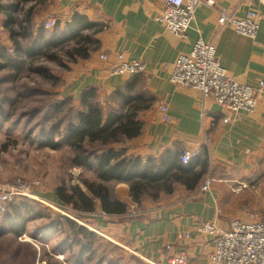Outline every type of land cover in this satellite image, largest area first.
<instances>
[{
    "label": "crops",
    "instance_id": "crops-1",
    "mask_svg": "<svg viewBox=\"0 0 264 264\" xmlns=\"http://www.w3.org/2000/svg\"><path fill=\"white\" fill-rule=\"evenodd\" d=\"M9 2L0 0V40L5 45L12 43L4 25V7ZM263 2L217 0L212 8L199 6L184 41L165 31L155 20L162 9L160 0L25 2L32 8L35 28L51 20H55L53 27L61 33L72 20L92 25L83 32L96 44L87 58H75L64 76L59 98L70 99L82 111L81 98L91 97L104 116L110 109L118 108L115 102L131 100L140 130L135 139L122 142L124 157H136L142 165H157L165 160L173 173L177 167L185 170L181 180L170 185L166 196L169 203L152 208L146 203L148 213L144 215L129 216L132 198L125 183L117 186L120 191L114 196L111 194L114 201L125 207L121 214L103 212L100 200L80 188L93 206L91 212H81L80 219L94 233L121 244L147 262L168 264L169 258L181 254L186 264H208L212 240L197 232L198 223L212 222L221 231L229 230L232 221L247 223L253 215L264 223V94L258 97L252 114L233 115L198 91L169 82L175 59L188 54L193 44L202 40L214 45L217 61L227 75L253 88L259 81L264 83ZM251 9L259 15L254 40L230 28L218 27L222 11L241 18ZM119 56L146 63L145 73L110 75L109 70L119 63ZM183 151L192 155L185 166L179 161ZM207 176L220 182L214 183L208 192H201L200 185ZM235 183H246L248 187L233 193ZM47 196L49 203L61 206L55 193Z\"/></svg>",
    "mask_w": 264,
    "mask_h": 264
},
{
    "label": "rangeland",
    "instance_id": "rangeland-1",
    "mask_svg": "<svg viewBox=\"0 0 264 264\" xmlns=\"http://www.w3.org/2000/svg\"><path fill=\"white\" fill-rule=\"evenodd\" d=\"M14 1L19 2L15 19L20 21L25 12L32 8L27 7L30 4L24 0ZM23 27L26 26L16 27L15 30L22 34ZM42 27L50 31L54 29L53 26L45 28V23ZM20 42L24 46L28 41L21 39ZM11 47L12 44L5 45L0 40L1 50H11ZM69 49L66 47L52 52L57 55L55 62L36 57L33 64L27 61L20 70L11 69L9 62L0 59V66L5 67L0 70V188L19 179L34 184L32 191L39 198H19L12 202L18 204L20 200H26L34 205V208L31 205L34 211L22 213L26 227L25 233L18 238L10 235L6 225H3V230H0V264H149L121 244L94 233L80 219L81 212L70 203L58 200L65 210L49 203L47 195H53L60 188L67 190L70 195L72 188L86 189L84 183L96 185L99 182L94 171V159L90 157L91 168L74 166V159L84 153L81 149L74 151L65 141L67 123L76 124V114L81 111L70 99L59 98L60 89L65 83L64 76L75 63L66 54ZM61 103H65L62 110L55 111L52 108ZM117 112L122 113L119 109ZM47 137H51V141L58 145L55 149L42 146ZM122 145V142L105 146L99 142H86L82 144V149L88 155L101 153L107 148L124 153ZM119 184L109 182L103 185L114 196L120 191L117 188ZM166 196L168 194L163 190L148 189L139 196L138 202L130 198L129 216L148 213L144 206L146 203L151 208L167 205L169 200H166ZM72 212L76 218L70 216ZM33 213L45 217L34 219ZM58 218L76 224L93 237L73 236L71 226ZM50 223H61L62 228L58 226V229H50ZM81 245L87 253L80 255L78 261ZM13 253L16 255L13 256Z\"/></svg>",
    "mask_w": 264,
    "mask_h": 264
},
{
    "label": "trees",
    "instance_id": "trees-1",
    "mask_svg": "<svg viewBox=\"0 0 264 264\" xmlns=\"http://www.w3.org/2000/svg\"><path fill=\"white\" fill-rule=\"evenodd\" d=\"M28 0H24L27 2ZM19 2L10 0L4 7L7 11L5 24L8 30V38L12 42L11 50L0 49V59L10 63L11 69L20 70L27 61L33 64L35 58L42 57L48 61H57V55L52 52H58L61 48L69 47L67 56L75 61V58L85 59L88 53L94 48L96 42L86 35L83 31L90 29L92 25L81 22L79 24L71 22L66 25L64 32H59L57 28L53 30L44 29V27H34L32 23L31 11H26L21 17L20 21L15 19V14L18 12ZM22 34L13 30L15 27H21ZM28 41L22 45L20 40ZM58 50V51H57ZM5 67L0 66V70ZM38 74L39 71L37 70ZM132 101L126 99L123 102H115L118 108L110 109L106 112V118H103L102 110L99 109L98 104L92 101L91 97L81 98L82 111L77 112L75 122H68L65 127V141L74 150H79L84 153L74 159L73 165L77 167L91 168L89 164L90 157L94 159V171L97 174L98 184L84 183L87 191L95 198L100 200L101 209L108 214H121L125 212V207L114 201L111 193L103 185L104 183L113 182L125 183L129 186L130 196L134 202H138L139 196L146 190H163L166 193L171 191V183L181 180L180 176L185 174V170L181 167L172 169L167 165L165 160H161L157 165L148 163L142 165L140 160L136 157H124L122 151H115L107 148L103 152H93L94 155L82 149V144L88 142L89 144L99 142L102 146L108 144H116L124 140H130L139 134L140 125L135 120L134 109L131 108ZM65 103L53 105L55 111L62 110ZM126 108V110H125ZM122 113H118L117 110ZM46 137V136H45ZM122 140V141H120ZM42 146L55 149L58 145L51 141V137ZM57 199L64 203H70L75 210L80 212H91L93 210L91 200L79 188H72L70 195L68 191L60 188L55 192ZM18 204L10 203L7 205L5 213L0 214V230H3V225H6L7 232L14 238H18L25 233V219L22 217L23 212H31V205L26 200H20ZM30 204V205H28ZM34 211V210H33ZM35 214V213H33ZM37 215V214H35ZM33 215V218L42 219V215ZM59 219V218H58ZM64 221L71 226L73 236L83 235L84 237H93V235L83 228L76 226L70 221H65L62 218L59 221ZM62 228L61 223L54 225L50 223V229ZM46 234V233H45ZM85 247L81 245L78 251V261L80 255L87 253ZM16 253H13V256Z\"/></svg>",
    "mask_w": 264,
    "mask_h": 264
},
{
    "label": "built area",
    "instance_id": "built-area-1",
    "mask_svg": "<svg viewBox=\"0 0 264 264\" xmlns=\"http://www.w3.org/2000/svg\"><path fill=\"white\" fill-rule=\"evenodd\" d=\"M160 1L162 9L155 20L163 26L165 31L171 32L178 40L184 41L196 9L199 6L212 8L217 0ZM258 22L259 15L253 9L248 10L241 18L222 11L217 19L220 29L230 28L236 34L251 40L256 38ZM54 24L55 20H51L45 23V28H51ZM118 62L109 70L110 75L121 77L145 73L146 63L140 60L127 61L119 56ZM169 82L176 87L198 91L205 99L233 115L239 112L252 114L256 110L258 97L264 94L262 81H259L256 88H253L227 75L217 61L214 45L202 40H197L188 54L179 55L175 59ZM161 109L165 112L164 107ZM191 156L190 152L183 151L179 157L181 165H187ZM217 182L220 181L207 176L199 189L201 192H208L210 187ZM34 186V184H27L18 179L0 188V212H5L7 205L19 198L39 199L32 191ZM247 187L246 183H235L232 192L240 193ZM56 207L65 210L61 206ZM70 216L76 218L73 212ZM195 228L198 233L212 240V252L208 264H264V223L260 222L256 215H253L247 223L232 221L227 231L219 230L212 222L198 223ZM168 264H186V259L181 254L180 256L175 255L168 259Z\"/></svg>",
    "mask_w": 264,
    "mask_h": 264
}]
</instances>
